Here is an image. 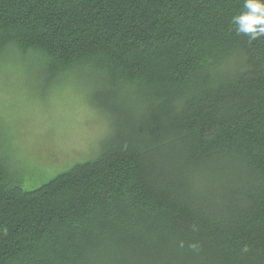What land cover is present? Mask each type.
<instances>
[{
  "label": "trees",
  "instance_id": "1",
  "mask_svg": "<svg viewBox=\"0 0 264 264\" xmlns=\"http://www.w3.org/2000/svg\"><path fill=\"white\" fill-rule=\"evenodd\" d=\"M243 3L0 0V60L95 80L114 122L32 189L0 149V264H264V36L235 31Z\"/></svg>",
  "mask_w": 264,
  "mask_h": 264
},
{
  "label": "rangeland",
  "instance_id": "2",
  "mask_svg": "<svg viewBox=\"0 0 264 264\" xmlns=\"http://www.w3.org/2000/svg\"><path fill=\"white\" fill-rule=\"evenodd\" d=\"M7 60H0V149L24 188L96 159L114 125L94 94L96 81H46L19 59Z\"/></svg>",
  "mask_w": 264,
  "mask_h": 264
},
{
  "label": "clouds",
  "instance_id": "3",
  "mask_svg": "<svg viewBox=\"0 0 264 264\" xmlns=\"http://www.w3.org/2000/svg\"><path fill=\"white\" fill-rule=\"evenodd\" d=\"M243 9L232 17L235 31L250 40L264 36V0H244Z\"/></svg>",
  "mask_w": 264,
  "mask_h": 264
}]
</instances>
